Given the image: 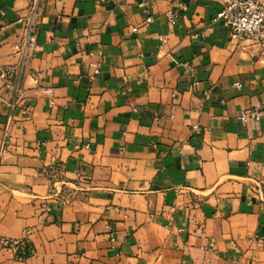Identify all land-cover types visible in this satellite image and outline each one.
I'll use <instances>...</instances> for the list:
<instances>
[{
    "label": "crops",
    "instance_id": "obj_1",
    "mask_svg": "<svg viewBox=\"0 0 264 264\" xmlns=\"http://www.w3.org/2000/svg\"><path fill=\"white\" fill-rule=\"evenodd\" d=\"M227 1L0 0V264H264V44Z\"/></svg>",
    "mask_w": 264,
    "mask_h": 264
},
{
    "label": "built area",
    "instance_id": "obj_2",
    "mask_svg": "<svg viewBox=\"0 0 264 264\" xmlns=\"http://www.w3.org/2000/svg\"><path fill=\"white\" fill-rule=\"evenodd\" d=\"M168 17L172 18V13L168 12ZM214 20H221L223 25L229 31V37L235 40H247L253 43L264 44V0H229L222 9L217 12ZM146 22L151 21V17H147ZM37 34L36 13L32 11L31 16L25 21V29L23 36L15 43V52L20 54L21 64L27 56L29 49L34 45ZM159 49H163L167 39L160 37ZM259 61L264 68V50L259 56ZM90 67L93 68V74L99 72V65L96 61L90 62ZM236 86H240L238 82ZM0 89L2 92H10L14 96L19 91V80L16 70L11 66H0ZM49 105H53V101H49ZM28 108L23 109L26 114ZM262 116V111L257 109H245L240 112L238 119L241 121L259 120ZM11 123V117H7V122L4 126V135L0 141V156L6 151L8 147V140L6 139V132ZM193 129H198L193 126ZM88 147L87 145L85 146ZM48 211L49 208L45 207ZM7 246L14 248H26L25 244L15 240H5ZM25 246V247H24ZM24 247V248H22ZM210 247L213 244L210 243ZM28 252H31L29 248Z\"/></svg>",
    "mask_w": 264,
    "mask_h": 264
}]
</instances>
